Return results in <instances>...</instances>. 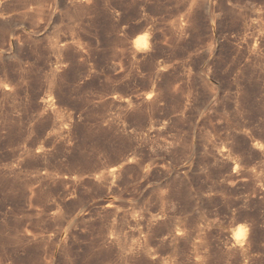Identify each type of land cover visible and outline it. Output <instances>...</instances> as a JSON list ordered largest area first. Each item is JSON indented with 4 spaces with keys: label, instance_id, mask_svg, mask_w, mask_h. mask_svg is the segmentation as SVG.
<instances>
[{
    "label": "rangeland",
    "instance_id": "rangeland-1",
    "mask_svg": "<svg viewBox=\"0 0 264 264\" xmlns=\"http://www.w3.org/2000/svg\"><path fill=\"white\" fill-rule=\"evenodd\" d=\"M0 264H264V0H0Z\"/></svg>",
    "mask_w": 264,
    "mask_h": 264
},
{
    "label": "bare ground",
    "instance_id": "bare-ground-1",
    "mask_svg": "<svg viewBox=\"0 0 264 264\" xmlns=\"http://www.w3.org/2000/svg\"><path fill=\"white\" fill-rule=\"evenodd\" d=\"M118 170V169H117ZM112 171V170H111ZM112 172H114V171H112Z\"/></svg>",
    "mask_w": 264,
    "mask_h": 264
}]
</instances>
